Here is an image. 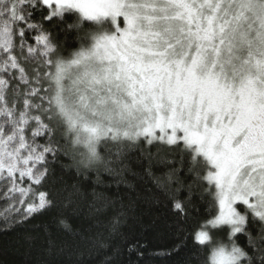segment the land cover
Masks as SVG:
<instances>
[{
	"label": "trees",
	"instance_id": "16d2710c",
	"mask_svg": "<svg viewBox=\"0 0 264 264\" xmlns=\"http://www.w3.org/2000/svg\"><path fill=\"white\" fill-rule=\"evenodd\" d=\"M5 28L0 143L17 140L40 175L0 170V264H214L197 236L230 230L211 224L219 208L206 158L138 133L89 143V126L55 102L65 70L108 27L52 14L44 0H0ZM233 241L242 264H264L263 219L249 215Z\"/></svg>",
	"mask_w": 264,
	"mask_h": 264
},
{
	"label": "rangeland",
	"instance_id": "374dc122",
	"mask_svg": "<svg viewBox=\"0 0 264 264\" xmlns=\"http://www.w3.org/2000/svg\"><path fill=\"white\" fill-rule=\"evenodd\" d=\"M44 1L52 14L108 27L65 70L56 104L74 108L89 143L98 132L138 133L193 146L216 188L211 224L230 230L197 239L214 264H242L233 238L249 215L264 220V0ZM17 145L0 143V170L37 180Z\"/></svg>",
	"mask_w": 264,
	"mask_h": 264
}]
</instances>
